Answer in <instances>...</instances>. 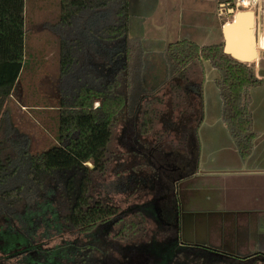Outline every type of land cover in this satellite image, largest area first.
<instances>
[{"label": "trees", "instance_id": "obj_1", "mask_svg": "<svg viewBox=\"0 0 264 264\" xmlns=\"http://www.w3.org/2000/svg\"><path fill=\"white\" fill-rule=\"evenodd\" d=\"M219 1L234 7L233 0ZM24 2L0 0V105L10 95L24 63ZM58 7L59 29L65 33L60 39L59 75L71 77V91L64 93L68 99L59 102L55 142L48 148L32 152L22 136L5 127L10 151L0 147V252L18 257L21 264H157L161 259L157 247L170 241L181 243L178 230L163 234V208L154 206L165 195L164 186L159 192L154 190L155 194L150 189L161 176L159 164L139 156L149 146H139L136 137L153 133L160 113L154 102L162 101L134 87L132 65L139 42L128 32L129 1L59 0ZM81 42L91 49L86 67L98 70L90 69L85 77L78 75L83 63L74 52ZM163 60L167 85L181 101V108L175 121L166 115L162 118L163 131L175 133L177 141L170 139L165 146L160 134L152 144L155 150L162 154V148L169 151L166 154L172 150L178 159L194 158L197 167V129L204 107L202 88L192 85L189 73L195 62L208 61L219 73L214 85L223 101V117L245 158L255 136L249 91L261 86L264 79L257 78L247 62L223 53L222 41L206 45L188 39L168 42ZM190 93L195 95V107L188 99ZM184 111L189 112L186 118ZM120 119L125 122L122 137L126 148L136 149L143 159L133 163L125 175L109 149ZM113 160L117 162L115 177L105 182L103 176ZM146 168L151 170L150 177L142 175L148 173ZM190 175H178L172 183ZM129 188L153 194L152 201L120 209L109 194ZM149 216L156 222L155 231L143 242L140 238ZM8 232L27 242L14 248L4 245L2 235ZM56 237L59 242L42 247ZM199 256L178 249L165 264H198ZM258 256L264 260V255Z\"/></svg>", "mask_w": 264, "mask_h": 264}, {"label": "rangeland", "instance_id": "obj_2", "mask_svg": "<svg viewBox=\"0 0 264 264\" xmlns=\"http://www.w3.org/2000/svg\"><path fill=\"white\" fill-rule=\"evenodd\" d=\"M128 1L129 36L139 42V50L132 65L135 77L134 87L141 92L144 89L150 96L158 97L162 101L154 102V107L160 113L156 118L153 133L148 136H135L138 142L136 143L142 147L149 146L146 151L142 150L143 155L139 154L140 157H148V162H152L153 159L159 164L161 176L155 181L156 184L148 185L151 186L153 194L156 189L159 192L160 186H164L161 189L165 193L163 200L154 202V206L159 204L163 208V234L178 230V242L181 243L179 245L176 241H170L157 247L161 258L157 264H165L178 249L201 255L199 258L203 260L200 262L197 259L198 264L199 262L202 264H264V260L257 253L264 250V245L259 247L254 245L256 239L264 241V229L260 228L261 224L264 226V210L249 211L247 214L251 218L255 217L257 224L251 235L250 232L247 233L244 223L229 229L230 223L222 221L226 214L220 212V204L206 200L211 193L207 189V184L218 182L194 178L197 172L199 174L194 158L178 159L172 155V150L166 154L169 151L162 148V152L165 151L162 154L155 150L156 145L154 147L152 145L156 138L161 136L160 134L163 136L165 146L170 139H174L173 142L177 141L176 134L163 131L162 126L163 116L170 117V121L173 122L178 119L181 108V101L178 102V98L171 93L167 85V71L163 60L165 45L181 39H188L198 45L218 43L222 41V24L229 22L233 16V12H229L228 9L251 10L255 14L257 58L248 64L253 67L255 74L264 76V0L247 1V4H238L233 0L234 7L223 4L219 0ZM58 4L59 0H25L24 2V63L10 95L0 105V147H5V151H10L9 142L5 140L4 135L6 126L12 127L14 135L22 136L32 152L44 150L55 142L58 105L61 99H68L66 92L71 91L69 83L71 77L59 75L60 39L65 33L63 30L60 31L58 25ZM74 52L80 56L81 64L83 63L79 76L85 77L92 70L97 73L98 70L95 71L92 66L86 67V62L91 57V49L86 43L76 44ZM102 70L99 67V72ZM218 77V71L208 61H197L190 68L189 79L195 87L200 84L206 105L205 117L197 129L196 146L199 151L195 155L206 157L208 160V152L219 150L222 145L227 150L223 151L225 154L229 153L231 148L232 156L239 159L238 154L235 155L233 144L230 147L231 139L226 134V128L217 120L220 113V99L219 92L213 83ZM249 95L252 99L249 108L253 111L254 130L259 135L255 153H260L264 152V86L252 88ZM194 96L190 93L188 97L189 101L193 102L192 107L196 106ZM96 105L97 103H94L93 106ZM189 112L184 111L183 118H186ZM183 120L188 124L191 123ZM124 124V120L120 119L113 129L109 144L110 151H113L120 162L118 170L123 171V175L133 163L143 161L135 153L136 149L126 148L128 145L124 144L122 137ZM185 138L194 142L193 137ZM215 157L218 158V156ZM211 164L215 168L208 170L209 173L213 171L220 176L224 171L222 164L217 160L208 163V167H211ZM116 165V160L109 164L103 176L105 182L115 177ZM175 166L176 170H174ZM145 170L148 173L145 172L146 175H142L150 177L151 170L149 168ZM189 173H191L190 176L172 183L178 175ZM204 174L206 173L202 171L200 176ZM204 185H207L206 189ZM153 194L142 189L132 192L129 188L124 192L109 195L112 201L123 210L130 205L139 206L152 201ZM245 195H242L243 199ZM221 211H224L223 208ZM155 225V220L149 216L145 235L140 240L148 241L153 236ZM9 233L2 235L4 245L14 248L16 245L27 242L25 237ZM81 239L85 240L86 237L84 239L82 236ZM59 241L60 238L56 237L42 247H50ZM244 244L247 245L244 246ZM0 264L21 263L18 257H6L0 252Z\"/></svg>", "mask_w": 264, "mask_h": 264}, {"label": "crops", "instance_id": "obj_3", "mask_svg": "<svg viewBox=\"0 0 264 264\" xmlns=\"http://www.w3.org/2000/svg\"><path fill=\"white\" fill-rule=\"evenodd\" d=\"M257 78L264 79V76H259L255 74ZM214 84V83H213ZM215 86V85H214ZM264 86V83L261 85ZM259 86V87H261ZM219 92V91H218ZM251 93V89L249 91ZM220 99V113L218 117V121L222 124L224 128H226V134L231 139L230 147L233 144L235 147V155L238 154V157L232 156V150L230 148L229 153L226 154L223 151H227L221 145L219 150H211L208 152L209 159L207 160L206 157L202 158L200 156L197 157V170L199 171L196 173L194 178L202 179L204 181H213L215 180L218 183L215 184H207L204 185V188L211 191L209 194L210 196L206 197V200L209 201H216L220 204L221 209L223 208L224 211L220 212L226 214V217L222 218L224 223H230L229 229H233L234 226H239L241 223H244L247 229V233L255 231L257 224L256 219L251 218L247 214L249 211H256L260 212L264 210V152H257L255 153V149L257 147V139H258V132L254 130V119H253V111L252 112V129L255 133V136L252 140V146L250 153L245 157L242 158L238 152L237 145L235 139L231 134V128L227 120L224 119L223 116V101L219 94ZM205 99H203V107H204V116L205 117ZM252 99H250L249 106L251 105ZM222 104V106H221ZM202 119V120H203ZM217 149V148H216ZM199 151V148H198ZM216 152V153H215ZM215 156H218L216 158ZM227 157V158H226ZM234 157L233 160H231ZM219 161L222 166L224 167L222 170V174L218 176L215 172L211 170L215 168L212 166L208 167V163ZM233 166V167H231ZM228 167V168H227ZM231 167V168H229ZM204 171L206 174L200 176V173ZM200 176V177H199ZM246 194L244 199L242 195ZM259 225V224H258ZM261 229H264V226L260 225ZM248 244V243H247ZM246 244V245H247ZM244 244V246H246ZM254 245L256 247L264 245V241H260V239H256L254 241ZM224 253V252H222ZM258 255H264V250L258 251ZM228 254V253H224ZM230 255V254H229Z\"/></svg>", "mask_w": 264, "mask_h": 264}, {"label": "water", "instance_id": "obj_4", "mask_svg": "<svg viewBox=\"0 0 264 264\" xmlns=\"http://www.w3.org/2000/svg\"><path fill=\"white\" fill-rule=\"evenodd\" d=\"M228 11L233 12V16L221 26L223 53L241 62L254 61L257 58L254 12L246 9Z\"/></svg>", "mask_w": 264, "mask_h": 264}, {"label": "built area", "instance_id": "obj_5", "mask_svg": "<svg viewBox=\"0 0 264 264\" xmlns=\"http://www.w3.org/2000/svg\"><path fill=\"white\" fill-rule=\"evenodd\" d=\"M238 4H242L243 2L241 0H235ZM248 2H253V1H256V0H247ZM254 12V11H253Z\"/></svg>", "mask_w": 264, "mask_h": 264}, {"label": "bare ground", "instance_id": "obj_6", "mask_svg": "<svg viewBox=\"0 0 264 264\" xmlns=\"http://www.w3.org/2000/svg\"><path fill=\"white\" fill-rule=\"evenodd\" d=\"M241 1L243 2L242 4H247V0H241ZM256 49H257V47H256Z\"/></svg>", "mask_w": 264, "mask_h": 264}]
</instances>
